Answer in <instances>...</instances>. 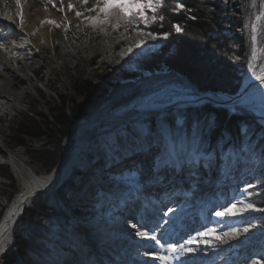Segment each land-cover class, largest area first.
Returning <instances> with one entry per match:
<instances>
[{
  "label": "rangeland",
  "instance_id": "obj_1",
  "mask_svg": "<svg viewBox=\"0 0 264 264\" xmlns=\"http://www.w3.org/2000/svg\"><path fill=\"white\" fill-rule=\"evenodd\" d=\"M175 1L152 0L157 11L153 13L145 8L149 19V25L145 27L139 19L128 23L127 19H119L115 13L105 20L104 13L100 11L103 0L94 4L89 0L87 3L81 0V7L73 6L68 9L71 13L76 11L81 15H76L74 21L64 26L72 36V51L56 59L51 48L44 43L41 54L49 61V65L33 68L31 77L34 88H26V82L14 80L10 86H6L5 94L0 95V129L3 130L5 147V150L0 151V225L19 204L24 205L0 241V264L4 263L1 256L15 246L14 229L24 214V207L36 200H44L47 203L51 200L53 204V211L51 215L48 214L49 218L43 225L42 237H39L43 238V241H39L40 248L35 256V259L40 257L41 263L36 264H67L68 261L64 259L62 252H69L72 247L77 252L80 240L75 235L76 232L84 235L83 239L89 240L88 244L96 247L103 255L113 254L114 249L118 247L115 240L124 237L116 233L112 237L101 235V238L97 239V230L91 229L94 222H100L103 217H122L128 212L132 215L135 211L133 208L139 202L150 201L152 194L157 191L161 194L165 189L171 190L165 183H190L203 175L212 176L215 181V195L211 196L212 205L210 204L202 223L190 227L187 225V228L177 226V234L169 235L158 234L154 229L141 228L140 231H148L149 235L154 234L161 241L160 244L153 241L151 252L155 257L151 264H253V261L264 264V212L249 210L237 215H216L217 212H224L225 208H232L233 205V211L249 203L255 208L264 209V138L258 131H255V136L251 138L248 135H251L249 130L252 129L248 130V126H242L244 118L248 121L252 119L263 132L264 88L244 96V103L238 106L237 111L232 110V101L236 100L233 98L234 93H219L224 97L233 98L228 103H190L189 101L195 98L193 93L198 91L196 82L174 68L162 67L164 62L155 58L163 57L165 62H168V59L176 54L174 48L161 50L166 38H160L162 34L157 32L161 29L160 21L151 20L165 5L180 3ZM238 1L245 25L247 49L241 52L240 47L233 42L231 59L235 62V70L240 63L245 64V71L240 73V91L246 83L264 74V0ZM141 2L147 3V0ZM218 4L223 11L219 20L224 23L220 25L222 30L212 29L210 34L221 46H226L224 36L232 43L229 31L232 26L235 27L234 20L228 14L230 11H224L231 6L227 2ZM91 17H99V20L93 22ZM60 24L56 25L58 29ZM147 33H153L158 38L152 40ZM138 41L145 43L137 46ZM2 44L4 41L0 38V45ZM129 48H132L131 52L128 51ZM55 49L61 51V45L57 44ZM92 61L98 66H91ZM144 69H149L151 73L140 74L139 71ZM0 70H6L2 63ZM78 72H83L88 78L92 75V78L98 77L102 87L107 90L104 92L100 86L95 87L94 95L78 101H91L87 111L83 109L88 112L86 118L78 116L80 112L77 107L73 109L74 101H71V98L65 100L67 107H72L65 111L75 117L66 123L58 122L54 119L55 110H51L56 103L54 101L59 102L56 105L64 106L63 95L74 94V89H69V76ZM108 80L111 84H107ZM219 110L228 114L227 119L242 121V124L231 122L235 127H230L227 119H222L216 120L215 127H210L206 118L210 120L212 116L209 114ZM45 112H48L47 119L40 116ZM204 112L208 116L204 115ZM114 114L127 117L121 124H105L104 129L102 128L104 132L96 133L79 144L57 184L47 189L35 187L30 173L41 180H49L59 168V162L73 144L76 134L83 128L98 124V117H110ZM194 114L199 115L201 119L195 118L194 122L183 124L189 121V116L191 120ZM183 116L187 119H182ZM193 123L198 126L202 123L204 126L196 130ZM19 127L21 130L24 127L25 132L36 130L39 133H47L49 129L50 135L56 137L43 136L37 139L28 133L15 136ZM188 128H191L190 132ZM213 133L219 137L209 140ZM225 135L231 139L241 138L240 150H220L219 147L206 145L209 143L207 141L211 144H214L215 140L216 143L223 141L221 137ZM194 138H199L200 141L196 143ZM124 150L128 155H132L129 159ZM11 153L17 154V162L23 165L20 175L9 162L8 155ZM37 154H40L42 162H38ZM51 164L54 169H49ZM92 177L97 180L89 184L88 179ZM167 178L173 181H168ZM146 184L153 186L151 190L146 189ZM32 189L36 192L32 193ZM30 193V202H25V196ZM161 198L166 199L165 195ZM240 201L243 203H239ZM53 206L56 208L53 209ZM202 209L204 208L194 210L195 214L199 215ZM245 227L249 228L247 233L243 232ZM233 229L239 230L240 235L233 240L224 237L229 243H204L215 235H231ZM198 233L207 235L199 236ZM134 238L137 236L135 232H131L125 236L123 244L127 245V241L133 243ZM189 238L198 240L199 245L188 244ZM169 244H176L178 250L171 252ZM183 246L195 248L196 251L181 255L180 248ZM233 249H237L238 254L225 262L228 251ZM41 255L46 256V259ZM159 256H169L171 259L162 261L158 259ZM17 259L18 264L23 262H20L23 257L18 255ZM22 264L27 263L24 261Z\"/></svg>",
  "mask_w": 264,
  "mask_h": 264
},
{
  "label": "bare ground",
  "instance_id": "obj_2",
  "mask_svg": "<svg viewBox=\"0 0 264 264\" xmlns=\"http://www.w3.org/2000/svg\"><path fill=\"white\" fill-rule=\"evenodd\" d=\"M91 4L99 3L100 0H89ZM223 1V0H222ZM235 2L239 1L235 0ZM181 3V2H180ZM71 4L76 7H81V0H19V3H17V0H0V38L3 39L4 44L0 45V63L3 64L6 70H0V95L5 94L6 86L11 85V83L14 80L24 81L27 83L26 88H34L32 84V77L31 74L33 73V68L35 66H48L49 61L46 60L42 54L41 49L43 47V44H47L52 52L53 56L58 59L59 56L66 55V53H69L70 50L72 51V36L66 31L65 25H69L72 20L74 21V18L76 16V11L69 12L68 5ZM82 10V9H81ZM235 21V19L233 18ZM50 21H54V23H51ZM223 21L219 20V25L222 24ZM60 24L59 29L56 25ZM224 23V22H223ZM218 25V24H217ZM218 25V26H219ZM245 25L243 24V19H240V22L238 23V27L236 29L233 28L232 31H229L231 40H243V50L246 48V41L245 39ZM163 34V33H162ZM170 34L168 33L166 37V42H168ZM235 42V41H234ZM236 43V42H235ZM61 45V51H56V45ZM237 47L239 48L238 44ZM157 58V61H161L163 63L162 67H165L166 65V59L160 57ZM154 58V59H155ZM173 58V57H172ZM154 60V61H156ZM78 62V61H77ZM235 64V63H234ZM91 66L96 67L98 64H95L94 61L91 62ZM233 66V64L231 65ZM206 69L210 68L209 66H205ZM140 74H147L151 73L149 69H144V71H139ZM138 73V74H139ZM81 75V76H80ZM133 75V74H131ZM264 75V74H263ZM94 75L90 76L88 78L85 76L83 72H78L76 74H71L69 76L70 80V87L69 89H74V94H69V96L63 95V100H70V98L74 99L77 98L79 100H74L81 102V99H86L89 95H94L96 90L95 87L99 86L101 89L106 92V88L102 87V84L99 82L98 77L92 78ZM103 76V75H101ZM81 77V78H80ZM105 77V76H103ZM101 79V78H100ZM111 84V82L108 80L107 84ZM240 88V86H239ZM264 88V82L255 79L252 80L244 85L242 90L235 91L233 95L235 97L233 98H241L242 96H247L248 93L254 92L256 90H261ZM221 91L214 92L211 90H205V91H198L193 93L194 100L189 101L190 103L193 102H230L233 100V98H227L222 95ZM229 95H232L230 92H226ZM225 93V94H226ZM218 94V95H214ZM96 96V95H95ZM94 96V97H95ZM54 107H50V109L53 111L56 107H59V102L54 101ZM85 103H91V101L85 100L83 101ZM82 102V103H83ZM187 101V104L189 103ZM80 104V103H79ZM207 104V103H206ZM68 104H65L66 108L72 109L71 106H68ZM86 105V104H85ZM128 105V104H127ZM91 105H86L85 110L90 107ZM192 106H189V108ZM210 108V107H209ZM222 108V107H219ZM208 108H206L207 110ZM65 111V110H64ZM81 111V110H80ZM82 110L78 116L86 118L88 117V112ZM209 112V111H208ZM87 113V114H86ZM210 113V112H209ZM42 114V113H41ZM48 112H45L47 115ZM66 116L70 119L74 118L75 115H69L65 111ZM204 115L208 116L206 112L203 113ZM225 115V116H224ZM209 116H212L209 119L206 118L207 124L211 126H216V120H224L227 119L228 114L223 113V110L216 111L215 113H212V115L209 114ZM98 117V116H97ZM98 117V124L94 126H89L86 128L81 129L73 138V144L70 145L68 150L66 151L65 155H63L61 161L59 162V168H57L56 173L49 179V180H41L40 178L34 176L32 173V179L34 181L35 187H38L37 189H47L51 188L54 184H57L62 176V172L66 164L72 159L73 154L75 153V150L77 149L78 145L83 143L88 137H92L96 135V133H101L102 128L104 129L105 124H109L112 122H117V124H121V122L126 119V115H120V114H114L112 116H106L104 118ZM108 117V118H107ZM189 116V121L183 122V124H187L188 122H194L196 119H201V117L197 114H194L193 116ZM182 119H187L183 116ZM210 121V122H209ZM227 122L230 123H237L238 125L242 124V121H235L234 119L228 118ZM232 122V123H231ZM244 125L242 126H248V129H252V133L248 136L251 138L255 136L254 131H258L262 138H264V130L260 131L259 125L252 127L251 125H247L245 123L249 122L248 120L243 119ZM188 125V124H187ZM193 126L196 130L200 129L202 126H204L202 123L198 126L196 123H193ZM234 125H231L232 127ZM235 127V126H234ZM12 128V126H11ZM24 130V128H22ZM211 129V128H210ZM256 129V130H254ZM259 129V130H258ZM189 132L191 131V128H188ZM209 130V129H208ZM251 131V130H249ZM13 132V130H12ZM104 132V131H102ZM254 133V134H253ZM210 135V134H209ZM233 135V134H232ZM187 136L190 138V136L187 134ZM196 137V136H195ZM209 137V136H208ZM219 137L217 134L213 133L210 138H217ZM238 137V136H237ZM37 139H40L36 137ZM223 141H220L216 143L215 140L214 144H211L210 141H207L209 143H206V145H211L214 148H218L220 150H227L228 148H233L234 150H240L239 143L241 141V138L238 137V139H231L229 136L225 135L223 137ZM234 138V137H233ZM3 139L4 134L3 130L0 129V151L5 150V147L3 145ZM90 139V138H89ZM194 140L199 142V138H194ZM180 141V140H179ZM179 141H177L179 143ZM189 143V142H188ZM185 142V144H188ZM186 147V146H184ZM213 148V149H214ZM124 153L127 154V159H129L132 155H128L127 151L124 150ZM130 156V157H129ZM9 162L13 165L15 172L17 174H21V169H23V165H20L18 161V156L15 153H11L8 155ZM38 160V158H37ZM57 163V162H56ZM54 169V166L50 165L49 169ZM97 179L92 177L88 179L89 184H93ZM168 181H173L171 178H167ZM215 181L213 180L212 176H202L200 179L193 180L190 183H180V182H171L165 183L168 184L171 190H166L165 186L163 189H165L161 194H158V191L155 194H152V197L150 201H146V203L141 201L138 205H135V208H133L135 211L132 213L128 212V214L123 215L122 217H103L99 221L100 222H94L91 229L94 231L97 230L96 238H101V235L105 237H112V235L118 233L119 236H123L124 238H118L115 240L117 243V248L114 249L115 252L113 254H107L103 255L102 252L98 251L96 247L90 246L89 240H85L84 235H81L80 232H76L75 235H77L79 238L80 245L77 252L74 247L69 252L65 251L62 252L64 254V259L67 260V264H151L152 260L155 257V254L151 252V246L154 243L150 239H144L141 240V237L137 236V238H134L133 243H128L127 245H124L123 242H125V236H128L131 234V232H136L137 230H141V228H149L151 230H155L158 234H177L176 231L178 229L177 226H182L187 228L193 225H198L202 223L207 215V210L209 211L210 199L212 195H215ZM149 183V182H148ZM147 190H151L153 187L151 184L145 185ZM167 191V192H166ZM169 191V193H168ZM171 191V192H170ZM36 192L34 189H32V193ZM32 193L27 194L24 198L25 202H30ZM165 193V194H164ZM162 195V196H161ZM165 195L166 199L164 200L163 197ZM173 195V196H172ZM168 201L165 203V201ZM171 201V202H170ZM25 204V203H24ZM23 204H19L12 212L8 215V217L5 219V221L0 225V241L2 238L7 234L10 226L13 224V222L16 220V218L19 216L23 209ZM36 206L35 203L29 204L28 206L24 208H32ZM201 206V207H200ZM202 209V212H199V215L195 214L196 209ZM171 208L174 211L168 212V209ZM35 213V212H33ZM51 215L50 213H48ZM81 213H78L80 215ZM47 215V212H46ZM48 215V218H49ZM24 216V215H21ZM46 217V216H45ZM22 218V217H21ZM21 219H19L20 221ZM189 220V221H188ZM46 220H44L43 224H45ZM189 222V224L187 223ZM143 223V224H142ZM136 225L137 227L134 229L132 225ZM182 227H179L180 229H183ZM29 228L32 227H28ZM176 228V229H175ZM33 229V228H32ZM179 229V230H180ZM89 232V230H86ZM32 232V231H31ZM86 233V232H85ZM161 234V235H162ZM83 236V237H82ZM86 236V234H85ZM104 237V238H105ZM215 237L218 236H212L211 242L213 244H220L221 242L216 240ZM43 238H40L41 241ZM82 240H84L82 242ZM233 240V239H232ZM46 241V239H45ZM226 241V239H225ZM72 242V241H70ZM226 243H229V241H226ZM39 245V244H38ZM98 245V244H97ZM89 246V247H88ZM127 246V247H126ZM66 249V246H64ZM40 248V247H38ZM228 255L224 258L225 262L228 260V258L238 254L237 249H233L231 251H228ZM146 253H148L146 255ZM205 253V252H202ZM28 251L26 250H18L16 252L17 255H21L23 257V260L29 261V263H32L36 261L39 262L38 259H32V256H28ZM2 261H4L3 255ZM43 259H46V256H42ZM21 260L20 262H22ZM24 262V261H23ZM22 262V263H23ZM21 263V264H22ZM41 263V262H40ZM4 264V263H3Z\"/></svg>",
  "mask_w": 264,
  "mask_h": 264
},
{
  "label": "trees",
  "instance_id": "obj_3",
  "mask_svg": "<svg viewBox=\"0 0 264 264\" xmlns=\"http://www.w3.org/2000/svg\"><path fill=\"white\" fill-rule=\"evenodd\" d=\"M177 1L183 3L185 5V9H189V11L181 10L180 12L176 13L172 11L174 8L172 5H175L176 3H172L165 5L157 14V22L160 21L159 16H164V20L159 22L161 24V29H159L157 32L161 34L167 32L170 34L168 42L165 43L161 50L166 51L170 48H174L176 53L173 58L168 59L169 61L166 62L165 68H174L176 71L182 72V75H187L190 80L196 82L198 91L203 92L205 90H211L214 92L221 91L225 93H235V91H237L241 85L240 73L245 71L243 69V67L245 68V64L244 62L240 63L238 69L235 70V62L233 63L231 59L233 56L232 48L236 42L235 44H238L240 47L239 49L242 52L244 47L243 40H238L237 42L236 39L232 40V43H230L229 38L224 36L226 40V46L229 44L226 47L225 45L221 46L220 42H217V40L212 38L210 34L212 29H219V31L221 29L219 25V19L221 18L223 11H221V6L218 3L224 2V0H220V2H217L218 0ZM227 4L231 7L229 9H225L224 11H226V13L230 11L228 14L232 17V19H235L233 23L235 26L234 29H236L240 19L242 18V15H240V7H238V4L235 2V0H227ZM193 16H195L196 19H192ZM175 24H178L181 27L182 30L180 32H176L172 27V25ZM230 29V31H232L233 26ZM231 44L233 45L231 46ZM232 64L233 66H231ZM206 65L210 68L206 69ZM76 99L77 98H75V100ZM71 101H74V97L71 98ZM76 102L77 101H74L73 109L77 107L79 112H81L86 107V105L88 106V104H90L85 103V105L84 102L80 104L79 102ZM63 103L64 106L61 104V106L59 105V107L53 109L55 110L53 111L55 112L54 119L58 122L66 123L68 120L70 121V119L66 116L64 111L65 100H63ZM40 116L43 119H47L46 115L40 114ZM248 123L252 127L258 126L256 121H253L252 119H250ZM53 125L55 126V124ZM252 131L253 130H251V133ZM22 133H28L38 138L43 136L46 138H52L55 136L50 135L51 132L49 129L47 133L41 131L39 133L36 130L25 132L21 130L20 127L18 128L15 136H19ZM37 158L38 162H42L40 154H37ZM49 160L51 161V159ZM51 162L54 163L53 161ZM34 203L36 206L25 209L23 214L24 216H22L21 220L18 221L14 229L15 246L3 254L5 264H18V255H15L18 250L27 249L29 253L28 256H30V258L32 256V259H35V256L39 251L38 243L40 241L39 237H42L43 234V222L44 220L48 219V213L53 211V204L51 203V200L48 201V203L44 202V200H36ZM55 208L56 206H53V209ZM28 227H32L33 229L29 228L28 230ZM26 260L23 261H25L27 264H36V261L35 263H29V261Z\"/></svg>",
  "mask_w": 264,
  "mask_h": 264
},
{
  "label": "snow or ice",
  "instance_id": "obj_4",
  "mask_svg": "<svg viewBox=\"0 0 264 264\" xmlns=\"http://www.w3.org/2000/svg\"><path fill=\"white\" fill-rule=\"evenodd\" d=\"M85 3H87V0H84ZM226 3L227 0H224ZM17 3H19V0H17ZM69 9L73 7V5H68ZM163 7V5H161ZM145 8H148L153 13H156L157 7L153 4L152 0H147V3L141 2V0H103L102 6L100 7V11L104 13L105 20L108 19L109 15L112 13H115L119 19H127L128 23H131L133 19H139L145 27L149 25V19L145 14ZM181 10L189 11V9H185V5L183 3H176L175 7L172 9L174 12H180ZM77 16H80L81 13L77 12ZM93 22L98 21L99 17H91L90 18ZM192 19H196L195 16L192 17ZM152 22H157V16L153 15L151 18ZM159 20L163 21L164 16H159ZM51 23H55L54 21H50ZM172 27L175 29L176 32H180L182 29L178 24L172 25ZM146 35L150 36L152 40H156L158 37L157 35L153 33H147ZM168 33H163L160 38H166ZM145 43L144 41H138L137 46H140L141 44ZM129 52L132 51V48L128 49ZM258 80L264 82V75H259L256 77ZM242 103H244V97L242 96L239 99L232 101V110L237 111L238 106H240ZM251 186V185H250ZM239 203H243V201H240ZM223 207V206H222ZM235 208V205L232 206V208H225L224 212H217V216H224V215H237L242 214L246 211L252 210V211H260L264 212V209H258L255 208V206L251 203L246 204L244 207L238 209L237 211H233ZM174 210L169 208L168 212H173ZM132 227L135 229L137 226L134 224ZM249 231V228L245 227L243 229L244 233H247ZM136 236L141 237L142 239H150L154 241L156 244H160L161 241L157 239L156 235H149L148 231H140L137 230L135 232ZM199 236H205L207 233H198ZM240 235V231L237 229H233L231 235L229 233H223L222 236L215 237L216 240L220 241L221 243L225 242L224 237H228L230 239H235ZM188 244L196 243L199 245V241L195 238H189L187 241ZM204 243L211 245V240H205ZM168 248L171 252L175 253L177 249L176 244H169ZM196 249L192 247L183 246L180 248L181 255H184L186 253H192L195 252ZM148 253H146L147 255ZM159 260L167 261L171 259L169 256H159ZM253 264H259L258 261H253Z\"/></svg>",
  "mask_w": 264,
  "mask_h": 264
}]
</instances>
